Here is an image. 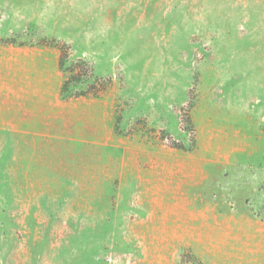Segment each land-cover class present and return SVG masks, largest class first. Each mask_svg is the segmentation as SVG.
Masks as SVG:
<instances>
[{
  "label": "rangeland",
  "instance_id": "obj_1",
  "mask_svg": "<svg viewBox=\"0 0 264 264\" xmlns=\"http://www.w3.org/2000/svg\"><path fill=\"white\" fill-rule=\"evenodd\" d=\"M53 6L0 0V264H264V0Z\"/></svg>",
  "mask_w": 264,
  "mask_h": 264
},
{
  "label": "crops",
  "instance_id": "obj_2",
  "mask_svg": "<svg viewBox=\"0 0 264 264\" xmlns=\"http://www.w3.org/2000/svg\"><path fill=\"white\" fill-rule=\"evenodd\" d=\"M76 0H54V6L52 7L53 11H47L46 8V15L44 14L45 19L42 21V25L51 26L53 30L58 29H72V21L70 20L71 11L75 8ZM45 7H50V5H45ZM45 49L46 48L45 46ZM49 51H52L49 49ZM47 52V50H44ZM60 63V61H59Z\"/></svg>",
  "mask_w": 264,
  "mask_h": 264
},
{
  "label": "trees",
  "instance_id": "obj_3",
  "mask_svg": "<svg viewBox=\"0 0 264 264\" xmlns=\"http://www.w3.org/2000/svg\"><path fill=\"white\" fill-rule=\"evenodd\" d=\"M42 44L47 45V46L56 47L60 51V53H61L60 66L63 67L64 61L66 60V57H67L66 49H69V47L64 43H60V42H57L55 40L43 41ZM79 64L82 65V67H85V68L88 67V65L84 61H80ZM72 80H73V78H72ZM77 81H79V80L77 79L76 82ZM69 83H70V81L66 80L62 85L61 95L63 98H71L74 95H77V94L69 93V90H68ZM84 95H92L93 97H96V96H98V92H88L86 94H82L81 96H84ZM75 97H77V96H75Z\"/></svg>",
  "mask_w": 264,
  "mask_h": 264
}]
</instances>
